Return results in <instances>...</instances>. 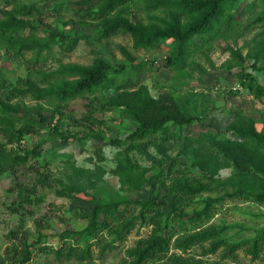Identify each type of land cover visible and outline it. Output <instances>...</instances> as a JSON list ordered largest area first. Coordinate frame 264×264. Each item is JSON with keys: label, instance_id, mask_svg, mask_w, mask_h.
I'll return each instance as SVG.
<instances>
[{"label": "rangeland", "instance_id": "rangeland-1", "mask_svg": "<svg viewBox=\"0 0 264 264\" xmlns=\"http://www.w3.org/2000/svg\"><path fill=\"white\" fill-rule=\"evenodd\" d=\"M68 1L72 0H24L25 4H36L38 11L15 13L17 18H29L38 29L34 34L30 29L16 34L24 40H31L33 35L35 40L46 39L53 31L63 32L50 48L38 53L37 47L22 48L0 41V128L26 120L35 125L18 147L21 152H30L29 164L18 165L13 175L6 170L0 173V264H138L130 252L141 242L146 245L154 239V219L150 216L156 210L146 212V219L137 221L112 246L107 242L116 238L115 233L102 229L100 243L90 238L92 252L88 259L58 255L53 248L74 242L72 236L64 238L63 233L86 227L97 200L149 199L154 193L167 200L157 220L168 224L165 236L170 242L139 264H212L216 260L264 264V242L257 255L250 248L264 228V204L241 195L226 197L237 188L235 183L249 190L263 185L253 178L235 176L234 157L212 159L206 150L211 146L201 150L203 147L189 146L185 141V137L203 132L222 139H241L228 129L236 111L253 119L259 131L264 130V96L255 97L246 85L252 79L264 86V19H257L262 10L259 0H241V7L258 3L253 10L244 12L242 8L241 23L231 29L210 39L207 34L196 35L186 59L176 67L167 65L174 47L172 39L145 48L136 47L131 35L122 30L102 37L100 19L85 11L75 12L76 7L68 6ZM150 2L130 0L127 16L143 23L152 22L153 16H165L162 9L150 10ZM16 5V0H0V22L6 19L3 10H14ZM123 48L134 60L127 59ZM233 50L245 57L244 64H238ZM97 57L110 62L109 74L116 76L117 82L131 78L132 82L145 83L154 96L172 92L198 120L182 129L171 126L176 136L170 139H163L160 132L132 138L138 123L124 108L103 105L115 86H101L62 100L57 92L77 83L78 76L71 74L68 66L89 65ZM121 64L124 70L116 73ZM4 103L17 110L8 112ZM136 144H145L146 150ZM159 144L165 146L164 151ZM11 148L13 145H7L0 132V160L13 155ZM33 148L40 157H34ZM125 154L146 171L148 181L141 189L129 188L114 173L118 158ZM255 168L264 175V163ZM40 172L49 176V185L39 180ZM178 177L201 185L200 190L181 197L182 190L174 184ZM25 188L31 193V202L22 200L21 189ZM220 196L223 198L209 213L197 216L205 210L209 198ZM212 226L221 232L222 239L214 252L209 251L212 240L175 248L178 237Z\"/></svg>", "mask_w": 264, "mask_h": 264}, {"label": "trees", "instance_id": "trees-1", "mask_svg": "<svg viewBox=\"0 0 264 264\" xmlns=\"http://www.w3.org/2000/svg\"><path fill=\"white\" fill-rule=\"evenodd\" d=\"M22 1L24 0H16L17 5L13 8L14 10H3L6 19L0 22V41L7 40L12 45H19L22 48L37 47L39 48L38 53H41L44 49L50 48L52 43L58 41L56 39L64 34L63 32L53 31L49 38H38V40H42L41 42L35 40L34 35L31 40L19 38L16 34L26 29L33 31V34L34 31L38 30L29 18L23 20L16 17V11H23L25 14H34L38 11L36 4H25ZM72 1H68L67 5L75 6V12L85 11L88 15H95L100 19L101 28L99 33L102 37H109L122 30L131 35L136 47L145 48L164 42L166 39H172L174 47L171 50V54L167 56V65L169 67H176L179 62L186 59L189 47L196 35L207 34V39H210L216 34H221L231 29L236 23H241L240 12L242 8L244 12L247 9L253 10L255 3H258L255 0L251 4L247 3L241 7L243 2L241 0H151L148 8L152 11L162 9L165 16H153L152 22L143 23L134 22L127 16L130 11V0ZM259 3L262 5V10L258 14L257 19L262 20L264 19V0H259ZM95 6H97L96 10H94ZM39 14L41 16V12ZM123 52L128 60H134L125 48H123ZM233 53L238 60V64H244L245 57L241 52L233 50ZM111 68L110 62L103 57L95 58L89 65H69V72L78 76L76 79L77 83L74 86L64 87L57 92V95L62 100H68L84 91L93 92L101 86H115L114 93L107 98L103 105L124 108L129 118L138 123L137 129L131 135L132 138L153 136L155 133L160 132L164 135L163 139H170L176 136V132L170 128L171 126L182 129L198 120V117L188 111L172 92H164L154 96L151 94L149 86L145 83L132 82L131 78H128L123 83L117 82L116 76L109 74ZM124 68V64H121L120 68H117L115 72L119 73L120 69L124 70ZM246 85L255 97L261 99L264 96V86L261 84L251 79ZM3 105L8 112L17 110V107L11 104L4 103ZM34 126L33 121L26 120L20 125H8L0 128V132L6 138V144L13 145V148L10 149L13 155L0 160V173L6 170L13 175L18 165L29 164L30 152H21L18 147L20 148L24 139L30 135ZM228 129L237 133L241 139H222L211 132H203L198 136L185 137V141L189 146L203 147L201 150L206 149L205 146H211L212 148L206 150L210 152L212 159L220 158L222 155L227 160L234 157V165L237 169L234 173L235 176L253 178L263 185L258 190H249L235 183L237 188L234 192L226 193V197L241 195L264 204V175H259L255 168L261 167L264 163V130L259 131L254 126L253 119L237 111ZM97 137L100 140L103 139L99 134H97ZM120 142L121 140L113 141V143ZM136 145L145 149V144ZM4 147L2 146V148ZM159 147L163 150L165 146L163 147L159 144ZM31 153L34 157L41 156L36 148H33ZM151 158L155 159L152 156ZM167 158L174 163L177 161L169 155H167ZM114 173L120 176L124 185L135 190L144 187L148 181L146 171L128 154L118 158ZM39 180L44 185L51 183L49 176L43 172L39 173ZM174 184L175 188L182 190L181 197H189L190 192L195 193L201 188V185L192 184L187 178H175ZM21 191L24 192L22 200L31 202V193L26 188L21 189ZM222 198L221 196L209 198L205 210L198 213L197 216L209 213L212 205ZM165 204H167L166 198L159 199L156 193L151 195L149 199L138 197L134 200L124 198L112 201L97 200L93 215L89 218L86 227L81 230H66L63 233L64 238L67 235L72 236L74 242L69 245H63L64 247L53 248V251L58 255L66 253L81 259H88L92 252L90 238L92 237L97 243H100L103 238L99 237L102 229H108L115 233L116 238L107 242V246H112L115 244V240L122 238L129 232L137 221L143 222L147 217L146 212L151 209L156 210L157 213L150 216V219H154V239L146 245L141 242L138 249L130 252L134 262L139 264L146 256L156 253L157 250L162 249L165 243L168 244L170 242V238L165 236L168 224L157 220L158 215H161L160 208ZM19 207V205L14 207V210L18 211ZM220 235L221 232L212 226L187 236L178 237L175 240V248L185 249L191 244L212 240L214 243L209 251L214 252L219 242L222 241ZM263 242L264 228L254 238L250 247L251 251L257 255V250ZM212 264L228 263L216 260Z\"/></svg>", "mask_w": 264, "mask_h": 264}]
</instances>
